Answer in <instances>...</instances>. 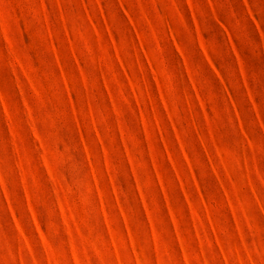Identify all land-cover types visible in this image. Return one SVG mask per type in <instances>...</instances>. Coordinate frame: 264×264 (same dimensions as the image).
<instances>
[{
  "label": "rangeland",
  "instance_id": "1",
  "mask_svg": "<svg viewBox=\"0 0 264 264\" xmlns=\"http://www.w3.org/2000/svg\"><path fill=\"white\" fill-rule=\"evenodd\" d=\"M0 264H264V0H0Z\"/></svg>",
  "mask_w": 264,
  "mask_h": 264
}]
</instances>
